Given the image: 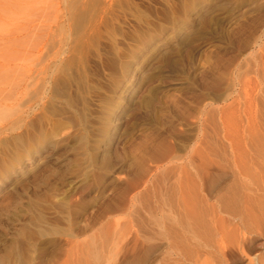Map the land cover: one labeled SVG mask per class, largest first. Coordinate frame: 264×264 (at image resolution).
I'll return each mask as SVG.
<instances>
[{"label":"rangeland","instance_id":"374dc122","mask_svg":"<svg viewBox=\"0 0 264 264\" xmlns=\"http://www.w3.org/2000/svg\"><path fill=\"white\" fill-rule=\"evenodd\" d=\"M52 1L0 0V86L13 84L14 99L18 56L32 47L39 6ZM59 2L65 18L88 5L95 44L117 49L129 67L101 72L116 84L90 100L87 128L66 120L69 136L54 153L5 167L0 264H13L7 255L21 243L25 264H264V209L257 224L246 213L256 199L264 205V185L257 166H236L242 146L264 147V0ZM14 108L0 126L17 122ZM234 183L238 209L219 197ZM37 199L45 233L33 224ZM190 214L207 230L182 226ZM243 235L242 252L232 243Z\"/></svg>","mask_w":264,"mask_h":264},{"label":"bare ground","instance_id":"6f19581e","mask_svg":"<svg viewBox=\"0 0 264 264\" xmlns=\"http://www.w3.org/2000/svg\"><path fill=\"white\" fill-rule=\"evenodd\" d=\"M59 1L60 0L52 1L44 8L39 6L37 10L38 13L35 15L36 21L33 43H31L32 47H30L25 40L23 41L26 45H29L27 49L31 48V50L23 48L18 56L20 78L19 81L17 80L18 83L16 81L17 94H15L17 97L14 99V92L12 91H14L15 88L13 84L9 86L12 88H9L10 90L8 89V91L5 87L4 89L3 86H0V118L13 112L12 109L14 104L16 105L14 111L18 115L16 123H10L8 127H6L5 123V126H0V176L4 173L3 171L9 163H16L20 165L21 169H24V158L31 159L34 154H40L47 150L54 153L58 149V145L69 136V125L66 123V120H70V126L73 128L77 126L78 129L79 127L81 129L87 128L88 114H90L89 104L91 105V103H89L90 100L95 95H101L103 92L102 90L105 88L111 89V87L116 84L112 77L105 78L106 83L102 81L103 78L100 79V77H102L101 72L105 70L104 68H106L107 64L112 66L111 68L118 67L119 69L125 68V70L129 67L128 63L121 62L120 59H118L119 54L117 49L106 51L105 47H103V49L98 43L95 44L94 38L99 31L94 28L95 26L92 28L87 26L88 16H92V14L89 13L90 7L88 5L80 7L78 4L74 7V11L78 13L72 18H65ZM43 3L44 2H42V4ZM21 47H24V45H21ZM7 68L8 67H6V70ZM1 69L3 70L2 67ZM11 69L8 71H11V73L14 72ZM6 70L4 69V71ZM110 101L107 102L106 105H108V107L105 108L110 112L103 114V119L111 122L112 119L116 117V106L113 107V102L111 103ZM10 106H12L11 109ZM263 137L262 139L260 138L262 141L264 140ZM81 138L80 140L84 142L85 135ZM255 144H253L252 148L250 147L251 144L250 146H242L238 149V151L240 150L239 155L240 157L242 156V158L241 160L239 159L241 161H239V164L241 165L236 166L243 168L240 169L243 174L244 172L247 174L251 173L252 167L257 166L256 169H258V173L255 174H257L256 177L260 183L257 182V184L264 185V166H260L264 160L262 163L260 162V165H257L259 162L257 158H264V147L257 145L255 148ZM144 148H146V145L142 142L138 145L137 150L138 152H143V150H145ZM254 153H258L260 156L254 158ZM135 159L138 163L143 160L137 156ZM142 162L140 165H143ZM24 171H26V169ZM236 186V183L228 185L226 190L219 196L226 205L233 209H238V204L243 201L241 200L242 198L239 197L240 195L237 194ZM41 205L42 203L38 199L32 204V210L35 214L33 224L36 225L41 233H45L47 230L45 225L48 224V222L44 215L45 212L43 213V209H41ZM263 206V201L256 199L255 203L251 202L250 208L248 210L246 209V213L256 224L260 222V216H258V214L254 216V212L258 210L263 214ZM190 219L192 223L189 225L188 221H190ZM181 220L185 222L182 226L185 227V224L186 226H190L194 233L196 231L201 232V230L203 232L204 229L207 230L206 222L196 214L182 217ZM252 224H254V222ZM27 228L29 229V227ZM27 228L26 230H28ZM51 230L55 231L56 228H52ZM248 240L249 238L243 235L239 238H235L232 245L243 252ZM23 247L21 243V245L17 246L13 251L7 252V258H12L14 260L13 262L11 259L13 264L26 263V255H24ZM90 247V249H92L89 251L91 255L99 260V246L95 245L94 247ZM6 261L8 262V260ZM115 261L116 264H122L120 259Z\"/></svg>","mask_w":264,"mask_h":264}]
</instances>
